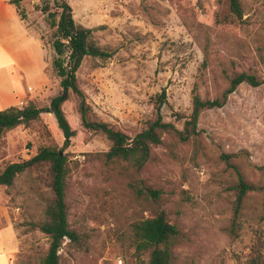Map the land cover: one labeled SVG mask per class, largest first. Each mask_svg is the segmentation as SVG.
Returning <instances> with one entry per match:
<instances>
[{
	"label": "rangeland",
	"instance_id": "rangeland-1",
	"mask_svg": "<svg viewBox=\"0 0 264 264\" xmlns=\"http://www.w3.org/2000/svg\"><path fill=\"white\" fill-rule=\"evenodd\" d=\"M46 1L22 0V19L12 0H0V43L15 63L9 67L0 51L1 108L35 101L43 109L39 121L0 139V174L42 148L67 156L68 219L79 241L65 240L60 264H147L149 253L136 251L134 225L160 211L180 232L173 264H264V83L242 84L223 108L205 111L199 136L189 142L165 134L142 169L133 161H106L111 142L83 128L79 100L67 90L62 109L77 136L64 149L52 100L65 89L53 65L56 29L41 11ZM240 1L244 22L230 24L222 21L226 1L68 0L76 22L93 29L112 54L87 57L77 73L92 118L134 137L155 118L165 91L164 120L182 130L195 88L214 99L235 73L264 80V0ZM21 20L35 29L39 48ZM236 170L256 190L235 217ZM53 199L49 163L28 169L13 187L0 186V208L13 213L23 235L19 264H39L47 254L50 240L38 225Z\"/></svg>",
	"mask_w": 264,
	"mask_h": 264
},
{
	"label": "trees",
	"instance_id": "trees-1",
	"mask_svg": "<svg viewBox=\"0 0 264 264\" xmlns=\"http://www.w3.org/2000/svg\"><path fill=\"white\" fill-rule=\"evenodd\" d=\"M21 1L12 0L11 4L16 5L24 19L25 14L20 8ZM219 1H226L229 9V15L222 21L230 24L244 22L245 15L240 0ZM41 11L46 16L51 29H56L53 47L57 58L53 61V65L57 76L61 79V87L71 90L77 96L79 100L78 112L83 128L93 133L103 134L111 142L110 150L104 154L108 162L133 161L137 169H142L150 159L152 147L161 145L165 134L176 135L182 143L189 142L199 136V120L205 111L223 108L230 95L236 92L242 84L259 87L264 83V80L255 75L240 72L228 78L227 89L214 99L203 98L195 88L192 98V113L188 118H185L182 130L164 120L162 109L166 104L167 97L166 92L163 91L157 96L155 118L150 120L140 133L130 137L111 124L92 118L91 106L77 76L87 57L106 60L112 56L111 52L95 41L93 29L76 22L73 8L68 0H47ZM65 100L63 95L52 100V112L65 138L64 149L70 147L72 139L77 136L76 130L72 128L62 109ZM42 112L43 109L35 101H29L23 108L10 107L0 111V139L6 133L20 126H29L33 122L39 121ZM227 157L230 158V156ZM42 163L50 164L54 199L46 206L44 220L38 225L41 232L47 235L50 240L48 252L40 259L39 264H60L59 252L65 240L67 239L70 243L79 241V236L71 230L68 219L66 186L69 170L67 156L63 154L62 150L56 148H42L31 159L8 165L0 174V186L13 187L19 175ZM236 172L238 182L233 186L236 192L235 217L240 214L246 196L256 190V187L247 182L240 171L236 170ZM145 192L155 199L161 195L160 191L152 189H147ZM179 237L178 228L167 220L164 211H160L154 218L143 220L134 225L136 251L149 253L150 258L147 264H173V253Z\"/></svg>",
	"mask_w": 264,
	"mask_h": 264
},
{
	"label": "crops",
	"instance_id": "crops-1",
	"mask_svg": "<svg viewBox=\"0 0 264 264\" xmlns=\"http://www.w3.org/2000/svg\"><path fill=\"white\" fill-rule=\"evenodd\" d=\"M11 5V4H10ZM19 15V14H18ZM20 17V16H19ZM21 19V18H20ZM25 36L29 40H34V45L38 47V40L36 39V31L29 28L21 20ZM39 48V47H38ZM0 51L2 55L7 57L9 67L14 68L15 63L13 56L5 47L0 43ZM3 100L0 97V111H2L1 104ZM23 235L17 227L16 218L7 207L0 208V264H19V256L23 249Z\"/></svg>",
	"mask_w": 264,
	"mask_h": 264
},
{
	"label": "water",
	"instance_id": "water-1",
	"mask_svg": "<svg viewBox=\"0 0 264 264\" xmlns=\"http://www.w3.org/2000/svg\"><path fill=\"white\" fill-rule=\"evenodd\" d=\"M66 93H67V89H65V92H64V95H63L64 97L66 96Z\"/></svg>",
	"mask_w": 264,
	"mask_h": 264
}]
</instances>
